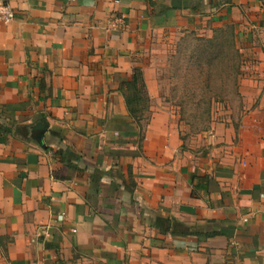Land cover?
Masks as SVG:
<instances>
[{"label": "crops", "instance_id": "obj_1", "mask_svg": "<svg viewBox=\"0 0 264 264\" xmlns=\"http://www.w3.org/2000/svg\"><path fill=\"white\" fill-rule=\"evenodd\" d=\"M0 1V264H264V0ZM226 30L244 111L184 146L155 58Z\"/></svg>", "mask_w": 264, "mask_h": 264}, {"label": "rangeland", "instance_id": "obj_2", "mask_svg": "<svg viewBox=\"0 0 264 264\" xmlns=\"http://www.w3.org/2000/svg\"><path fill=\"white\" fill-rule=\"evenodd\" d=\"M243 61L229 30L212 38L188 31L160 50L154 61L156 77L184 146L196 144L216 125L236 127L244 111L238 94Z\"/></svg>", "mask_w": 264, "mask_h": 264}, {"label": "trees", "instance_id": "obj_3", "mask_svg": "<svg viewBox=\"0 0 264 264\" xmlns=\"http://www.w3.org/2000/svg\"><path fill=\"white\" fill-rule=\"evenodd\" d=\"M149 2V0H145ZM135 82L137 76H135ZM126 107L128 115L139 126L140 132L143 130L142 121L145 120L144 112L148 109L150 98L148 92L143 88L132 87L125 96Z\"/></svg>", "mask_w": 264, "mask_h": 264}, {"label": "built area", "instance_id": "obj_4", "mask_svg": "<svg viewBox=\"0 0 264 264\" xmlns=\"http://www.w3.org/2000/svg\"><path fill=\"white\" fill-rule=\"evenodd\" d=\"M15 18V12L12 7L0 1V23H9ZM62 219V216H59Z\"/></svg>", "mask_w": 264, "mask_h": 264}]
</instances>
